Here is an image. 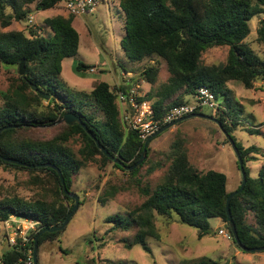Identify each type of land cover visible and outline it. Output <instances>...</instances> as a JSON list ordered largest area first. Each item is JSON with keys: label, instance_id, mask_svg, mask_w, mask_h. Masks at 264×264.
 <instances>
[{"label": "trees", "instance_id": "trees-1", "mask_svg": "<svg viewBox=\"0 0 264 264\" xmlns=\"http://www.w3.org/2000/svg\"><path fill=\"white\" fill-rule=\"evenodd\" d=\"M62 1L0 0L1 26L5 28L13 21H26L31 12L28 4L36 2L35 9L45 11L59 6ZM119 2L127 16L125 37L121 40L123 51L131 60H143L147 56L156 55L165 60L169 68L170 77L167 82L146 95L153 102L154 116L160 118L173 106L194 102L197 89L208 86L215 93L224 114L232 115L235 119L229 122L230 118L224 114L218 116L224 129L235 140L247 174L244 189L232 197L230 209L241 242L251 248L264 246V232L257 233L256 228L246 221L248 211L254 212L259 228L264 231V165L257 178L250 176L246 166L249 154L261 149L256 146L244 148L234 137L233 131L239 124L238 114L233 112L232 106L236 105L231 102L227 86L230 81H238L245 88L252 89L256 82L264 81V56L257 54L246 41L251 32V20L264 13V0ZM73 17L56 15L45 18L46 25L53 32L49 37L33 31L28 35L23 30L0 29V64L17 66L18 72L20 64H25V73L13 79L8 91L0 94L4 100V105L0 107V165L31 172L45 171L55 182V196L50 199L43 194L35 200L18 195L0 200V221H6L12 215L39 221L38 229L31 232L28 243L33 248L35 238L43 229L61 224L71 212L74 205H68L66 201L75 202L73 197L65 194L57 171L43 164L52 163L59 167L66 187L71 191L73 174L86 161L94 160L97 155H101L105 162L114 161L102 152L95 139L79 123L63 124L60 134L51 139L22 137L20 132L57 124L65 114L72 112L81 119L100 145L126 165L136 164L144 149L145 141L139 138L136 131L129 130L121 119V110L116 102L118 88L115 92L106 81L95 84L91 95L103 112L99 119L91 104L85 100V91H79L78 95L65 93L60 79L62 62L78 53L80 43L79 32L72 24ZM258 33L259 41L264 43V20ZM222 45L230 47L226 63H203L202 55L207 49ZM91 67L79 62L75 69L89 76L88 70ZM158 73L159 67L150 65L141 77L154 84ZM35 86L49 94L50 98L41 97L34 90ZM120 88L124 89V85ZM220 96L223 100H219ZM45 100L47 104H43ZM76 104L77 107L74 106ZM197 112L203 111L198 108ZM250 132L259 130L251 128ZM75 136L83 144L78 153L67 145L70 138ZM149 153L150 143L146 158ZM5 158L26 165L12 163ZM165 161L170 163L163 180L153 189L140 188L147 194V199L128 214L115 213L107 219V222L112 223L110 231H129L133 226L136 227L133 240L127 243L128 247L142 244L146 251L151 252L146 240L150 237L160 238L155 213L170 218L177 215L182 224L198 230L199 238L212 234L211 218L228 222L226 205L231 192L227 189V176L224 173L215 170L200 172L195 169L189 161L187 147L180 138L171 144ZM158 165L160 162L156 167ZM114 166L126 171L115 162ZM138 169H132L130 174H135ZM115 193L116 189L105 190L99 201L105 205ZM227 227L235 242L228 223ZM65 228L40 235L38 252L44 242L53 241ZM8 248L0 256L2 264H11L25 257L28 246ZM199 264L221 263L203 259Z\"/></svg>", "mask_w": 264, "mask_h": 264}, {"label": "rangeland", "instance_id": "rangeland-1", "mask_svg": "<svg viewBox=\"0 0 264 264\" xmlns=\"http://www.w3.org/2000/svg\"><path fill=\"white\" fill-rule=\"evenodd\" d=\"M27 7L31 12L26 21H13L5 28L0 23V29L23 30L28 35L33 31L49 37L53 32L46 25L45 18L68 16L62 2L45 11H37L36 2ZM126 18L119 0H105L94 14L73 17L72 24L80 35L79 49L75 56L63 60L60 79L68 95H78L79 91H85V100L91 104L98 119L103 112L91 95L97 82H108L116 92L120 84H127L131 80L132 84L139 85L142 94L147 95L166 83L170 77L167 62L162 58L153 55L143 60H131L123 51L121 40L125 37ZM263 20L264 13L251 20V32L246 38L248 44L262 57L264 43L258 39V30ZM229 51L228 45L211 47L203 53L202 61L205 64H224ZM79 62L92 66L88 70L89 76H85V72H76L75 67ZM150 65L159 67L154 84L141 77ZM18 71L17 66L0 64V94L8 91L12 80L20 75ZM227 86L231 102L236 105L232 106L233 112L238 114L239 124L233 131L234 137L244 148L256 146L261 149L259 152H251L246 162L250 176L257 178L264 165V81L256 82L252 89L245 88L238 81H230ZM219 100H223V97L220 96ZM47 102L45 100L43 104ZM116 102L119 106L118 99ZM3 105L4 100L0 95V107ZM74 106L77 107L78 104ZM223 110L202 109L203 113L217 119L221 113L224 114ZM224 116L230 118L229 122L235 120L232 115ZM63 124L66 123L60 121L35 130L22 131L19 135L51 139L60 134ZM251 128L259 132L252 133ZM178 138L184 141L189 161L195 169L200 172H222L227 176L228 191L239 189L242 173L238 158L219 124L196 117L184 120L152 138L149 157H145L136 167L139 169L135 174H130L131 170L116 168L114 162H105L101 155L86 161L73 174L70 189L79 196V201L83 204H79L58 237L41 245L38 264H199L203 259L216 260L221 264H264V251H243L230 236L227 223L220 218H211L212 234L199 238L198 230L182 224L177 215L170 218L155 213L160 238L150 237L146 240L151 252L146 251L142 244L127 246L133 240L136 227L133 226L129 231H110L112 223L107 222L109 216L115 213L125 215L133 211L147 199V194L142 189H153L163 180L170 163L165 161L167 153ZM67 145L76 153L83 146L78 136L70 138ZM79 157L82 158L80 154ZM158 162L160 165L156 167ZM54 187L55 182L48 172H31L0 165V200L13 195L35 200L43 194L50 199L55 196ZM108 189H116L115 196L102 205L99 198ZM66 202L68 205L75 204L74 201ZM246 221L256 228L257 233L264 232L259 228L254 212L248 211ZM7 232L3 221H0V255L7 251L4 237Z\"/></svg>", "mask_w": 264, "mask_h": 264}, {"label": "built area", "instance_id": "built-area-1", "mask_svg": "<svg viewBox=\"0 0 264 264\" xmlns=\"http://www.w3.org/2000/svg\"><path fill=\"white\" fill-rule=\"evenodd\" d=\"M105 0H63L65 12L74 17H83L94 14L99 5ZM126 82V80H125ZM124 89L118 86L117 99L121 106V119L129 130L138 133L141 140L146 141L152 137L161 127L169 122L196 113L198 108L219 109V103L215 93L208 86L197 89L195 101L171 107L160 118L154 116L153 102L145 94L139 91V85L132 84L131 80L123 84ZM134 85V86H133ZM39 221L21 218L12 215L4 222L8 230L4 236L9 247L28 246L25 257L11 264H34V248L30 241V234L38 229ZM0 264L2 259L0 258Z\"/></svg>", "mask_w": 264, "mask_h": 264}, {"label": "water", "instance_id": "water-1", "mask_svg": "<svg viewBox=\"0 0 264 264\" xmlns=\"http://www.w3.org/2000/svg\"><path fill=\"white\" fill-rule=\"evenodd\" d=\"M24 73H25V64H24V62H22L20 64V74L23 75ZM34 90L41 97L46 98V99L50 98L49 94H47V93H45L43 91H40L36 86L34 87ZM195 117L196 118L210 119V120L216 121L219 124L220 128L225 133L226 137L228 138V140H229V142H230V144H231V146H232V148H233V150L236 153L237 158H238L239 167H240V170H241V173H242V183H241V186H240V188L238 190H236L234 192H231L229 194V196L227 198V205H226V212H227V216H228V222L227 223H228L229 228H230V230H231V232L233 234L235 242L245 252L264 251V246L252 247V248L251 247H247L246 245H244L241 242V239L239 237L236 223H235V221H234V219L232 217V213H231V209H230V201H231V199H232V197L234 195L240 193L244 189V186H245L246 181H247V174H246L245 167H244V160H243V158L241 156L240 150L237 147V144H236L235 140L224 129L221 121L218 120L217 118H215V117H213L211 115H208L206 113H203V112H196V113H192V114L186 115V116H184L182 118H179L177 120H174L172 122H169V123L165 124L152 137L148 138L145 141L143 153H142L140 159L138 160V162L136 164H134L132 166L126 165L120 158L112 155L104 146L100 145V142L92 135V133L87 129V127L84 125V123L81 121V119L76 114H74L72 112L65 114L63 119L61 120V122H64L66 124H74V123L82 124L84 126V128L88 131V133L95 139L97 145L100 147V149L102 150V152L106 156H108L111 160H113L115 163L119 164L124 169L132 170V169L136 168L139 164H141V162L146 157L148 144L151 142L153 137H156V136L160 135L162 132L166 131L167 129L175 126L176 124H178V123H180V122H182L184 120H187V119H190V118H195ZM1 131L2 130H0V133H1ZM5 159L7 161H9V162H12V163H16V164H20V165H26L25 163H23L21 161H18V160H15V159H10V158H5ZM43 165L44 166H50V167L54 168L57 171V173L59 174V176L61 178V182H62L63 190H64L65 194L69 195L70 197H73L75 199V204H74L71 212L67 215V217L65 218V220L61 224L56 225V226H52V227H47V228L43 229L40 232V234L35 238V240H34V264H38V248H39L38 240H39L40 235H42L45 232H57V231H60V230L64 229L66 227V225L68 224V222L70 221V218L72 217V215L77 210V208L79 206V203H80L79 196L76 193L69 191L68 188L66 187V184H65V181H64V177L62 175V171L60 170V168L57 167L56 165L52 164V163L43 164Z\"/></svg>", "mask_w": 264, "mask_h": 264}, {"label": "clouds", "instance_id": "clouds-1", "mask_svg": "<svg viewBox=\"0 0 264 264\" xmlns=\"http://www.w3.org/2000/svg\"><path fill=\"white\" fill-rule=\"evenodd\" d=\"M68 16H70V15H68ZM120 85H123V84H120ZM118 88V87H117ZM5 221H3V223H4ZM8 246V245H7ZM1 258V257H0Z\"/></svg>", "mask_w": 264, "mask_h": 264}, {"label": "crops", "instance_id": "crops-1", "mask_svg": "<svg viewBox=\"0 0 264 264\" xmlns=\"http://www.w3.org/2000/svg\"><path fill=\"white\" fill-rule=\"evenodd\" d=\"M6 248H7V249H5V250H8V249H9L8 246H7ZM3 253H4V252H3ZM3 253H2V254H3ZM0 256H1V255H0Z\"/></svg>", "mask_w": 264, "mask_h": 264}]
</instances>
